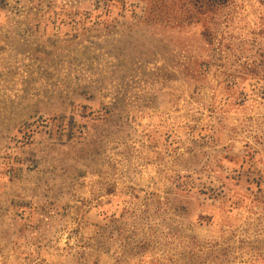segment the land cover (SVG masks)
<instances>
[{
  "label": "rangeland",
  "instance_id": "obj_1",
  "mask_svg": "<svg viewBox=\"0 0 264 264\" xmlns=\"http://www.w3.org/2000/svg\"><path fill=\"white\" fill-rule=\"evenodd\" d=\"M143 6L0 0V264H206L223 233L258 240L264 0H232L223 50Z\"/></svg>",
  "mask_w": 264,
  "mask_h": 264
},
{
  "label": "trees",
  "instance_id": "obj_2",
  "mask_svg": "<svg viewBox=\"0 0 264 264\" xmlns=\"http://www.w3.org/2000/svg\"><path fill=\"white\" fill-rule=\"evenodd\" d=\"M138 2V3H137ZM232 0H96V8L106 7L112 11L117 7L135 6L139 8L143 4L142 19L140 24H145L155 29L162 23H167L171 30L180 32L187 27L201 25L203 27L202 37L207 45L216 44L225 48V37H221L219 31L223 23L221 15L231 5ZM173 31V32H174ZM221 37V38H220ZM210 50L208 53L210 54ZM255 74V72L253 73ZM258 240L248 242L249 246L234 251L232 242L223 233L219 240L214 241L206 247V264H239L237 255L240 251L248 250L250 260L240 264H264V197L258 196ZM227 223L226 219L223 221ZM246 251V250H245ZM202 258V257H201Z\"/></svg>",
  "mask_w": 264,
  "mask_h": 264
}]
</instances>
